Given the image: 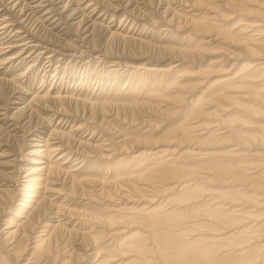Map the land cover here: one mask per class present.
Returning a JSON list of instances; mask_svg holds the SVG:
<instances>
[{"label":"rangeland","instance_id":"374dc122","mask_svg":"<svg viewBox=\"0 0 264 264\" xmlns=\"http://www.w3.org/2000/svg\"><path fill=\"white\" fill-rule=\"evenodd\" d=\"M194 1L74 0L73 6L80 8L74 21L85 14L88 24L93 23L88 31L91 35L85 39L82 36L86 33L78 36L76 26L64 31V25L40 28L36 34L59 47L60 52L53 53L51 60L47 58L50 52L38 57L40 48L34 50L21 43L33 39L27 38L32 36L30 32H22L24 28L21 33L15 31L19 25L1 30L0 264L236 263V255L226 258L229 250L224 251L230 241L209 244L221 224L235 226L236 208L229 209V217L223 218L222 209L212 213L209 207L214 204L213 195L218 200L220 196L230 200L236 188L243 186L224 182L227 168L236 162L251 164L264 156V71L253 72L256 68L252 67L261 54L257 52L264 49V0L246 1L243 8L223 5L221 0ZM247 7H253L252 13ZM6 12L0 13V26ZM186 14L197 19L203 16V22L199 27L188 24ZM256 21L262 23L258 31L248 32V36L236 33L252 28L243 22ZM231 42L241 47L236 49L238 58L225 56V61L210 64L221 59L220 51L233 54L227 50ZM203 48L206 52L195 60L179 51ZM203 73L209 74L207 79L200 77ZM199 78L206 81L205 85L188 108L197 109L195 116L201 115L189 123L184 112L175 113L177 98L179 89ZM224 78H230L229 91L221 90L223 83L219 81ZM49 95L58 96L54 102L58 105L50 103ZM242 95L246 99L236 98ZM33 96H38L34 103ZM90 103L106 107L90 109ZM225 106L229 111L221 110ZM213 121L222 122L225 133L217 134L216 127L209 125ZM47 139L51 149H61L52 155L55 175L35 186L46 187L38 189L43 196L31 203L40 214L39 219L33 216L36 228L31 231L32 224L26 227L28 238L18 235L5 239L3 234L16 229L19 216L32 211H21L27 194L15 183V175L19 174L18 182L24 183L38 175L36 168L53 163L50 156L37 154ZM200 149L209 152L204 160L195 159ZM142 152H153L149 161L175 160L169 161L168 172L155 179L131 180L134 186L119 180L111 188L106 186L118 177H143V163L132 158ZM32 168L33 173L26 177ZM5 172L11 175L9 179ZM258 173L246 181L247 185L254 184L246 195L254 200L252 204L245 202L251 208L245 210L252 215L244 216L242 222L251 221L246 222L247 227L257 223L249 229L262 239L264 178L259 181ZM181 178L189 181L177 185L174 180ZM187 183L191 186L185 187ZM55 211L62 213L61 223L69 221L64 224L66 229L55 228ZM196 231L201 234L193 235ZM51 232H56L54 244L45 251L37 241ZM206 250L210 253L204 254ZM261 254L255 264H264Z\"/></svg>","mask_w":264,"mask_h":264},{"label":"bare ground","instance_id":"6f19581e","mask_svg":"<svg viewBox=\"0 0 264 264\" xmlns=\"http://www.w3.org/2000/svg\"><path fill=\"white\" fill-rule=\"evenodd\" d=\"M23 1L24 0H0V13L3 12L4 10H8L9 11L8 14L6 12V14L4 15V18L2 20V21H4L3 22L4 25L0 26V31L1 30H5L8 27H11L13 25H15V26L19 25L18 29L15 30L17 33H21V31L23 30L22 28L25 29V31H22V32H27V33L30 32V35H32V36H29L27 38H33V39H29L27 42L24 41V43L23 42H21V43L27 45V48H35L34 50L40 48L41 51L40 52L38 51V54L36 53L38 55V57L40 55H42V53H46L48 51L50 53L47 56V58H49L51 60V57L53 56V53L55 54V53L60 52L59 51V47H55L54 45L51 44L50 41L47 42L46 40L40 38L36 34V33H38L37 31L40 32V28H43V29L45 28V29H49L50 30V28H48V27L50 25L56 24V26H53L54 28H57L58 26H63L64 25L62 27V31H64L69 26H72V27L76 26L77 31H78V36L81 37V35L83 33L84 34L86 33L85 36H82V38L85 39V37L88 36V38H89V36L91 35L88 31L91 30V27L93 26V23L91 25L88 24L89 23V21H88L89 19H88V17H86L85 14L81 15V16L78 15V21H74V19H76L75 16L77 14H79V12H80L79 6H76V7L73 6L74 0H32L31 2L29 1L30 3H26V4H23ZM119 1H122V0H119ZM197 1L199 2V0H197ZM246 1H249V0H221V2H223L222 3L223 5H233L234 7H240V8H243V5L246 6V4H247ZM115 6L117 8V5H115ZM247 8H248V9H246L247 12L248 13H252V11H253L252 8L253 7H251V8L247 7ZM42 11H44V12L42 13ZM186 16H189L188 24H194V26H196V27H199L198 25H200L203 22V21H201L203 16L198 18V19L195 16H192V15H189V14H186ZM205 19L207 21L208 17L206 16ZM49 21H51V22L49 23ZM47 22L49 24H47ZM243 23L247 24L249 27H252V28L249 31H247L245 29H239L238 31H236V33H242V35L245 34L246 36H248V34H247L248 32L251 33L254 30L258 31L257 27H261V25H262V23H260V21L259 22L256 21L254 23H247V22H243ZM201 26H203V25H201ZM26 28H28V29L30 28L31 31H29ZM215 29H218V28L217 27H212V30H215ZM73 31L75 32V30H73ZM81 31H83V32L81 33ZM202 31H204V29ZM2 33L3 32L1 31L0 32V36H2ZM255 33H258V32H255ZM92 34H94V33H92ZM22 35H23V33H22ZM39 35H40V33H39ZM113 35H115V34H113ZM250 37H253V36H250ZM23 38H25V37H23ZM211 39H214V37H211ZM216 39L217 38H215V40ZM256 40L260 41V39H258V38ZM206 43H210V41L206 40ZM23 48L24 47H22L21 49H23ZM240 48L241 47H240L239 43L234 44V43L231 42L228 45L227 50L230 53L232 52L233 54L229 55L226 51H224V52L220 51L221 54H222L221 59H219V58L213 59L210 62V64H212V63H216L217 64V63H220L223 60L225 61V58H224L225 56L229 57L230 59H237L239 54L236 51V49H240ZM6 49H7V47H6ZM80 50H84V49H80ZM206 50H207L206 48H203L200 51H198V50H196V51L195 50H188V49L187 50H184V49L181 50L180 49L179 51L182 54H184V55L193 56L194 60H195V59L199 58L197 56L203 54L204 52H206ZM86 52L87 51H82V54H84ZM33 53H35V51L34 52L32 51V54ZM74 53H77V52L75 51ZM257 53H261V54L257 55L258 61H254L252 67L256 68L255 71H253V72L259 73L260 71H264V62H263L264 60L263 61H259L261 59H264V49L262 50V52H257ZM31 55L27 54L26 57H31ZM70 55L75 56V54H70ZM176 66L177 65H175L173 67H176ZM149 70L162 71L163 69L160 70V69L151 68ZM164 72H168V71H163V73ZM248 75H249V77H253L254 76V74H248ZM208 76H209V74L205 75V73H203V74H201L200 77L201 78L204 77L205 79H207ZM237 77L238 76L236 75V77L233 78V79H236ZM229 79L230 78H224L221 81H219L220 84L223 83L222 84L223 89H221V90L229 91L228 90V85H227V83L229 82ZM242 79H243V77L240 78V81H242ZM205 82H206L205 80H201L199 78V81L191 83V84H189V86H185L183 88L184 90L179 89L181 92H180V94H179V96L177 98V106H176V109H175V113H183L184 112L183 115H184V118H186V120H185L186 122L194 123L196 121V119L201 115V113H200V115L197 114V116H195V114L198 112L197 109L190 110L188 108V105H190L194 101L195 93L197 91H199V89L205 85ZM222 94H223L224 97H227L226 92H222ZM41 97L42 98H46L47 96H41ZM49 97L48 98L50 99V103H54L56 101V99L58 98V96L56 97V96H53V95L52 96L49 95ZM37 98H38V96H37ZM37 98L34 97L31 100V102L34 103V100H36ZM236 98H238V99H246V97H244L243 95L242 96H237ZM59 100H57V101L59 102ZM54 104H57V103H54ZM194 104L198 105L199 101H196V103H194ZM50 106H51V104H50ZM50 106L48 104L47 107L50 108ZM98 106H101V108H102V107H106V104L99 105V103H90V109H95ZM28 107H29V105H28ZM32 107H33V105H32ZM229 109L230 108H228V106H225V108H221V110H223V112H227V111H229ZM107 115L110 116V114H107ZM104 120L109 121L107 118H104ZM209 125H211L210 127H216L215 131L217 132V134L225 133V131L221 130L222 128H226L222 122L218 121V123H215L213 121ZM217 126H219V127H217ZM80 128H81V126H78L77 129H80ZM52 131L54 132L55 130H52ZM64 133L70 134V132H64ZM51 134H53V133L51 132L50 136H51ZM124 138L126 140V137H124ZM47 141H48V139L46 140L45 144H43V148H39L37 150V154L38 153L39 154L43 153L44 157L50 156L51 159L49 161L53 162L52 161V155L56 151L60 150L61 148L60 147H56V148L51 149L50 146H49V143H47ZM0 146H1V143H0ZM237 149H239V148H237ZM146 154L147 155H145V153L142 152L140 154L132 156L133 159H136V160H138V162H142L143 163V177L138 178V176H136V175H130L129 177H126V178H123V179H120V177H118L117 179H114V180L110 181L109 182L110 184L106 183V186H109V188H111L116 183H118L119 180H121L122 182L129 181L130 184L132 186H134V183L131 180H134V181H136V180L148 181L150 179H155L158 175L162 174L163 172H168L167 165H168L169 161H174L175 160V159L168 158V159H165V160L161 161V160H158V159L155 158L154 161H152V159L149 161L150 155L153 154V152H147ZM195 154L196 155H200L199 158H195V159L204 160V159H206L208 157L209 152L207 153V152H204L202 149H200ZM243 154L244 153H241L240 155H243ZM0 155H2V153ZM251 155H252V157H254V153H251ZM159 157H161V156H159ZM258 159L259 160H255V161L253 160L251 162V164L250 163L242 164L241 162H236L235 166H233V167L231 166L233 164L230 163L229 167H232V168H227V170H228V174H227L228 179L224 180V182L226 184H228V185H231V183H235V184H232V185H236V183H241V185H243V186H239V187L236 188L235 193H234L235 197L234 198H230V200L225 199L223 196H220L222 198L220 200H218L215 197H213L214 196L213 195L212 196V201H214V204L210 205V207H209L211 210L213 209L212 213H217L218 212V208L222 209V211H220V216H222L223 218L229 217V212H228L229 209H231L232 207L236 208L234 214H235V217L237 219L234 218V221H233V223H236L235 226H233V228H232L231 226L228 227L226 224H221V227L219 226V230H218L216 236H213V237L209 238V241H210L209 244L210 245H212V244H214L216 242H218V243L219 242H223L226 239H227V242L228 241L231 242V245L227 246L224 249V251L225 250H229V252L226 253V258L231 257L232 255H236L235 256L236 257V261H235L236 263H234V264H255L258 261V259H259V255L263 256V254H261V253H264V242H263L264 238L260 239L259 235L258 236L254 235V229H249V228H254V226H256L257 223L255 225L253 224V225H250V226L247 227V225H248L247 223L248 222L251 223V221H246L247 223L246 222H242L244 220L243 219L244 216L247 217V216L252 215L251 213H248L246 211L247 209L249 210L251 208H247V207H250V206H248L245 202H249L250 203V201L254 200V199L248 198L246 196L248 191L250 190V187L254 186V184L247 185L246 181L247 182L250 181L249 178L250 177H254V173H258L259 171H261L260 173H258L261 176L259 181H262V178H264V156L263 157H259ZM33 163H42V162L35 161ZM54 163H56V161L53 162V163H49V164H43L42 166L36 168L35 172L38 173V175L33 177V178H28L24 183L18 182L19 179H20L19 174H16L17 176L15 175V177H16L15 183L17 184V186H19V184H21L20 187L21 188L23 187V189L26 190L25 193L27 194V199L24 200V204H22L23 207L21 206V211H23L26 208H32V211H30V213H27V216H19L20 217L19 218V223L16 224V229L11 231V232L8 231V234H3L5 236V239L6 238H8V239L12 238L13 239V238H16L18 235H22V237H24V238L27 237L28 238V234L26 233V227L29 224H32L31 225V231L35 230L37 222L34 223L33 216L36 215L37 218L39 219L40 218V214H38V211H37L36 207H32L31 203L34 202L35 198L38 199L39 197L43 196V195H40L41 193H39L40 191L38 189L44 188L46 190L45 185H44V187L43 186L42 187L39 186L36 189H35V186H38L37 184L47 183V181H49L48 176L52 177V176L55 175V172H57V171H53L54 168H55L54 167ZM1 165H3V164H1ZM56 166H59V165H56ZM258 166H260V168L258 170H256V171H254L253 169L255 167H258ZM243 167H245V168H243ZM250 170H252V171H250ZM32 171H33V168H32V170L30 169V171L26 174V177H29V175L31 173H33ZM18 172L20 173L21 170H19ZM40 173H42V174L45 173L46 174L45 178L40 177V176H42V174H40ZM5 174H6V172H5ZM6 175H7V178L11 177V175L10 176H8V174H6ZM88 180H91V179H88ZM183 180L189 181V179H182V178L178 179V180L175 179L174 181L177 182V185H178V182L180 184V183L183 182ZM187 186H191V183L190 184L187 183L185 185V187H187ZM19 190H21V189H19ZM263 194L264 193H261V196L264 197ZM201 196H202V194H200V196H197V197L200 198ZM198 198L195 199V200L197 201ZM202 199H205V196H203ZM199 200H201V199H199ZM217 202H220V203H217ZM176 204L178 206H181L178 203H176ZM250 204H252V203H250ZM149 207H147V208H149ZM53 214H54L55 221H57L56 225H55V228L57 230L66 229V226L64 224L68 223L69 221H66L63 224V223H61V220L59 219V217L62 215V213L60 214L59 212L55 211ZM19 215H21V214H19ZM212 215L214 216V214H212ZM218 215H219V213H218ZM70 216L71 215L68 216L69 217L68 220H70ZM214 218H216V217H214ZM21 219H23V220L21 221ZM49 219H51V218H49ZM7 227H13V226L8 224ZM144 230L147 231L149 235L151 234L150 230H147V229H144ZM233 230H235V231H233ZM230 231H233V232L229 235ZM55 233L56 232H51V233H48V234H42L41 238L37 241V246L42 248V249H44L45 251H50L52 246H53V244H54L53 243V241H54L53 237H54ZM115 233H117V232H115ZM196 234H201V233H199L198 231L193 233V235H196ZM262 234H264V232ZM44 235H46V236H44ZM149 235H147V236H149ZM11 243H13V242H11ZM11 243H10V245H11ZM257 251H259V254H257ZM208 253H210V252H208ZM208 253H207V250H206L204 254H208ZM212 258L214 260H216L217 259V255L212 257Z\"/></svg>","mask_w":264,"mask_h":264}]
</instances>
